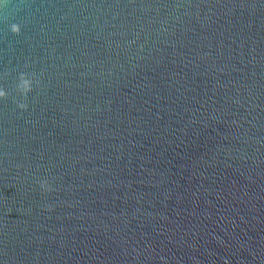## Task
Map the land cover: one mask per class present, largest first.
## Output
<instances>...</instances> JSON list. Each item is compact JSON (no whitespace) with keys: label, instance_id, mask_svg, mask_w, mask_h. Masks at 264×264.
Masks as SVG:
<instances>
[{"label":"water","instance_id":"1","mask_svg":"<svg viewBox=\"0 0 264 264\" xmlns=\"http://www.w3.org/2000/svg\"><path fill=\"white\" fill-rule=\"evenodd\" d=\"M0 88V264H264V0H0Z\"/></svg>","mask_w":264,"mask_h":264},{"label":"clouds","instance_id":"2","mask_svg":"<svg viewBox=\"0 0 264 264\" xmlns=\"http://www.w3.org/2000/svg\"><path fill=\"white\" fill-rule=\"evenodd\" d=\"M28 3V0H20V7L24 10L25 5ZM30 7V5H28ZM9 31L13 36H20L22 34V27L18 23H12L9 27ZM8 73H5L7 76ZM39 82L35 80L34 76H30L28 73H20L17 78L16 91L22 101H16V106L20 111H28L27 99L30 93L33 92L34 87H38ZM9 93L6 89L0 88V101H5L8 99ZM42 190L50 191L48 182L45 180L40 183ZM51 211V209H48Z\"/></svg>","mask_w":264,"mask_h":264}]
</instances>
